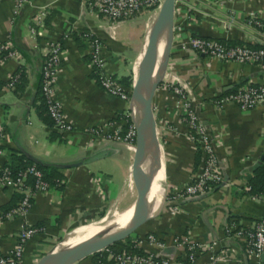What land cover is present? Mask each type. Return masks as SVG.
Segmentation results:
<instances>
[{
	"label": "crops",
	"instance_id": "obj_1",
	"mask_svg": "<svg viewBox=\"0 0 264 264\" xmlns=\"http://www.w3.org/2000/svg\"><path fill=\"white\" fill-rule=\"evenodd\" d=\"M162 1L113 21L87 11L76 0H27L19 9L15 0H0V43L8 46L0 52V134L4 136L0 165L11 162L13 153L69 165L59 168L60 185L34 196L25 217L0 223V255L14 247L22 227L39 226L41 232L28 242L24 255L25 264H34L50 249L48 243L80 227L68 235L78 232L86 225L79 223L105 207L123 210L133 204V153L122 142H90L87 135L94 127L124 128L128 112V103L103 89L96 79L90 65L89 40L101 39L104 71L129 88L119 79L131 75ZM41 9L45 13L39 25L34 16ZM251 15L264 23V0L175 2L171 53L152 102L162 163L156 180L162 183L163 197L150 218L127 237L144 253L185 259L187 250L180 241L189 238L205 246L189 264H207L209 244H214V252L221 255L218 264H264V254L250 253L244 240L233 235L235 230L264 218V198L251 190L256 170L264 163V110L261 106L243 110L236 103H216L246 85H264V63L221 62L188 51L191 36L215 39L228 46H264V26L250 24ZM49 40L61 47L55 93L64 120L71 125L65 132L46 125L36 109ZM8 50L14 54L8 56ZM16 75L20 81L14 88L7 87ZM175 77L190 87L199 115L218 134L217 152L224 175V181L212 191L191 198L176 193L200 171L203 155L189 140L174 108L178 97L166 87ZM14 194L13 189L0 187V208ZM40 222L44 225H38ZM149 233L161 239L164 247L148 244ZM74 264L94 263L88 256Z\"/></svg>",
	"mask_w": 264,
	"mask_h": 264
},
{
	"label": "built area",
	"instance_id": "obj_2",
	"mask_svg": "<svg viewBox=\"0 0 264 264\" xmlns=\"http://www.w3.org/2000/svg\"><path fill=\"white\" fill-rule=\"evenodd\" d=\"M27 0H15L16 9ZM80 2L87 11L98 13L104 17L118 21L128 18L145 7L152 6L160 0H76ZM45 10L41 9L34 16L36 24H41V17ZM230 21L233 17H230ZM250 24L258 27L264 26V23L251 15L248 19ZM230 25V23H229ZM31 28V33H34ZM8 46L0 43V52L6 50ZM103 51L104 45L100 38L93 37L89 40V58L93 72L98 76L100 86L113 95L119 96L128 104V112L125 114L124 128H110L100 126L90 128L87 131L90 142L100 140H110L122 142L133 153L135 150L136 128L134 123V105L131 102V89L123 87L111 74L103 69ZM188 51L192 55L197 54L216 58L221 62L236 61L246 63H264V46L251 47L244 45L228 46L215 39L191 36L188 39ZM61 53L60 44L55 40L47 41L45 47V61L41 72V91L45 98V103L52 119L53 126L62 132L71 130V125L64 120L61 104L56 96L55 77L59 66V55ZM13 51H7V55H13ZM17 75L10 78L6 83L7 87L14 88ZM168 89L178 97L174 105L182 121L187 128V136L203 155V163L200 171L195 174L188 182L184 183L180 191L176 193L178 197L191 198L204 195L212 191L221 182L224 181L222 164L217 152L218 134L213 133L205 124L195 107L194 95L185 82L179 77H175L166 85ZM236 103L241 109L247 110L261 106L264 110V85H246L240 89L220 97L216 103L221 105L225 103ZM169 131H173L167 126ZM3 134H0V157L4 154ZM62 180L57 182L60 185ZM0 187L13 189L14 192L21 194V199L17 205L6 212H0V223L13 217H25L32 207L33 198L37 193H45L52 186L44 178V173L35 164L29 165L18 173L13 174L8 166V162L0 165ZM264 198V178L263 188L257 195ZM39 226H24L16 234V243L12 249L0 255V264H25L24 255L28 242L41 232ZM237 238L243 239L250 253L260 255L264 254V218L252 221L249 225L233 232ZM147 243L163 248L164 244L155 234L149 233L146 236ZM177 242V239H174ZM180 243L184 244L187 254L185 259L174 260L165 257L162 253H146L144 255L124 252L121 255H115L108 248L106 258H114L117 264H189L194 260L196 254L204 250L205 246L198 242H193L189 238H183ZM137 247V244L135 243ZM210 250L207 264H218L220 254L214 252V244L206 245ZM100 251V252H101Z\"/></svg>",
	"mask_w": 264,
	"mask_h": 264
},
{
	"label": "water",
	"instance_id": "obj_3",
	"mask_svg": "<svg viewBox=\"0 0 264 264\" xmlns=\"http://www.w3.org/2000/svg\"><path fill=\"white\" fill-rule=\"evenodd\" d=\"M176 0H163L157 18L152 23L149 36L137 69V86L133 82L131 102L136 105L134 123L136 128L135 150L131 165V179L136 198L131 205V214L118 230L99 232L64 250L54 247L41 255L34 264H74L99 252L136 231L151 216L149 192L154 178L151 164V139L156 135V121L153 113V97L162 82L168 65L173 40L174 9ZM163 41L161 58L150 69ZM35 163L46 167H68L59 163H46L28 156Z\"/></svg>",
	"mask_w": 264,
	"mask_h": 264
},
{
	"label": "trees",
	"instance_id": "obj_4",
	"mask_svg": "<svg viewBox=\"0 0 264 264\" xmlns=\"http://www.w3.org/2000/svg\"><path fill=\"white\" fill-rule=\"evenodd\" d=\"M95 74V73H94ZM96 75V74H95ZM94 75V76H95ZM96 79L98 80V76H95ZM20 81V76L17 77L16 84ZM99 81V80H98ZM119 81L126 87H130L131 85V75L129 76H124L119 79ZM39 100V104L36 106L37 109V114L41 118V120L48 125L49 127H52V119L49 115L46 103H45V98L44 95L41 91V86L39 87V90L37 91V96ZM53 132H51V135H53ZM35 164L40 170L43 171L44 173V178L47 180L50 186L56 187L57 182L61 179V174L59 172V168L57 167H46L44 165L35 163L27 155H16L15 153L12 154V161L8 162V166L11 169L13 174L18 173L20 170H23L29 165ZM263 178H264V163L256 170V175L251 181L252 185V192L258 194L261 192L263 188ZM21 199V194L18 192H15L13 199L7 203L6 205L2 206L0 208V212H6L10 210L11 208L15 207L18 203V201ZM38 225H44V222H40ZM109 251L114 253L115 255H121L124 252L130 251L131 253L135 254H141L144 255L146 253L140 251L133 242H131L128 238L125 240H120L115 242L114 244L110 245L107 247ZM108 252L106 250L104 251H99L94 254H92L90 257L92 259V262L94 264H108L110 262L115 261L114 258L107 260Z\"/></svg>",
	"mask_w": 264,
	"mask_h": 264
},
{
	"label": "bare ground",
	"instance_id": "obj_5",
	"mask_svg": "<svg viewBox=\"0 0 264 264\" xmlns=\"http://www.w3.org/2000/svg\"><path fill=\"white\" fill-rule=\"evenodd\" d=\"M151 31H152V27H151ZM162 48H163V41H161L159 43L157 54L153 60V63L151 65L150 69H153L158 64V62L160 61ZM142 54H143V52L141 53V55L139 57H137L138 59L136 60L135 65H134L136 79H137V69H138V65H139ZM134 81H135V79H134ZM135 86H137V81L135 82ZM135 113H136V105L134 104V114ZM157 151H158L157 137L156 138L152 137V139H151V164H152L153 171H154V178H153L151 188H150V192H149L151 213H153L158 208V206L160 205V202L162 200V197H163L162 183H161V181L156 180L157 172L162 167V163L159 159ZM131 210H132L131 206H129L126 209L119 210V212L116 216L104 217L100 223H96L93 226L92 232L90 233V235H88L84 238H78L74 243L70 242L65 237L61 246L59 245V249L64 250L66 248H69V247H71V246H73V245H75V244L99 233V232H102V231L113 232V231L118 230L127 221L128 217L131 214Z\"/></svg>",
	"mask_w": 264,
	"mask_h": 264
},
{
	"label": "rangeland",
	"instance_id": "obj_6",
	"mask_svg": "<svg viewBox=\"0 0 264 264\" xmlns=\"http://www.w3.org/2000/svg\"><path fill=\"white\" fill-rule=\"evenodd\" d=\"M134 79H135V82H136L137 79H136V76H135V71H134V66H133L132 71H131V85L129 87L130 89H132V85H133ZM134 197L136 198V196H134ZM117 210L118 209L115 208V206L114 207H109V206L105 207L103 209V211L99 212L97 215L88 218L87 220L83 221L82 223H79V225H83V224H86V225L83 228H81L78 232L71 233V234L68 235V233L70 231L73 232L75 230H78L80 227L78 229L73 230V231L71 229V230L67 231L64 235H62L61 237L55 239L54 242L48 243L49 248L52 249L54 247H59V245L61 246V244L63 243L65 237L70 242L74 243L78 238H84V237L90 235V233L92 232V228H93V226L96 223H100L102 221V219L104 217H106L107 215H109L108 217L116 216L118 214V212H119V210L118 211Z\"/></svg>",
	"mask_w": 264,
	"mask_h": 264
}]
</instances>
